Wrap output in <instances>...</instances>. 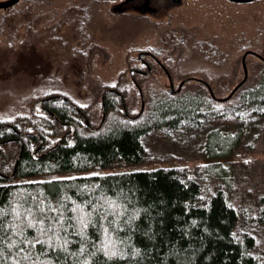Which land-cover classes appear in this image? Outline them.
<instances>
[{
  "label": "rangeland",
  "instance_id": "obj_1",
  "mask_svg": "<svg viewBox=\"0 0 264 264\" xmlns=\"http://www.w3.org/2000/svg\"><path fill=\"white\" fill-rule=\"evenodd\" d=\"M122 3L123 0H25L0 10V122L8 121L19 128L36 124L45 132H54L56 126L63 132L52 117L33 112L34 103L50 91L64 93L96 127L103 120V92L112 90L109 88L119 89L128 113H138L142 96L130 70L139 66L138 55L143 50L160 57L178 84H174L175 89L186 79L181 90L172 94L170 86L165 88L168 76L157 64L150 76L138 75L145 106L152 98L169 96L168 92L172 96L206 95L210 92L205 82L218 97L228 96L245 76V53L258 51L264 55V0H190L182 17L157 27L124 16ZM252 52L245 58L248 78L243 89L253 87L264 75V60ZM194 77L202 81L191 79ZM234 99L218 104L230 110ZM7 116L14 119L5 120ZM262 123L259 130L249 133L233 148L229 157L206 158V133L167 135L154 129L143 138V162H117L72 173L16 176L8 182L85 172L176 168L202 183L201 196L206 200L217 189L225 188L239 214L235 235H252L255 241L251 252L264 260V120ZM228 124L230 127L215 126L229 135L236 134L234 124ZM218 143L215 152L221 153L222 143ZM17 154L14 145H0V168L13 164Z\"/></svg>",
  "mask_w": 264,
  "mask_h": 264
},
{
  "label": "trees",
  "instance_id": "obj_2",
  "mask_svg": "<svg viewBox=\"0 0 264 264\" xmlns=\"http://www.w3.org/2000/svg\"><path fill=\"white\" fill-rule=\"evenodd\" d=\"M47 81L51 82L49 78ZM241 88L229 99L235 98V105L230 110L217 109L218 102H222L214 99L210 93L172 96L168 92L169 96L160 95L158 98H152L148 106L146 104L144 112L136 119L127 117L120 98L109 94L105 99L106 118L97 130H89L77 112L72 116L68 111L72 108L62 106L66 103L64 97H54L46 101L45 105L57 118L73 124L75 143L62 142L46 155L34 158L32 152L39 145V141L31 139V136H25L23 140L28 141L24 144L17 174L20 177L52 175L105 167L117 162H143L146 159L143 138L154 129H161L167 135L173 132L186 135L206 133V158L229 157L233 153V148L239 146L244 137L261 128L264 120V112L260 111L264 108V75L253 87ZM57 94L66 96L61 92L50 91L43 97ZM33 112L41 114L36 112L34 107ZM218 119H222L223 122L217 123ZM133 121L135 123H132ZM54 122L57 123L55 118ZM228 123L234 124L236 134L229 135L217 128L218 125L230 127ZM10 125L14 124L8 121L0 122V140L17 136L14 129L8 128ZM55 128L56 126L53 128L54 132L46 131L51 144L60 136V131ZM15 129L28 133L34 131L42 133L43 130L36 124L35 127L28 128H19L16 124ZM218 140L222 143L221 153L215 152ZM16 143L10 140L8 144L14 145L19 151L20 144ZM226 144L228 146H223ZM111 173L118 175L100 177L73 175L77 177L74 180L53 177L44 179L46 183L43 184H20L10 189L0 188V208L7 207L4 202L10 192L18 193L21 188L27 190L22 201L24 206L31 202L32 191L46 201L50 199L53 204L63 205V198L67 196L83 202L85 197L82 196V192H88L96 184L99 189L96 192L97 197L121 192L128 198L126 211L129 215L133 209L140 211V215L133 221L135 226L119 229L118 238L131 240L132 245L141 249V253L124 261L113 260L111 264H128L129 259L133 264H264V260L251 252L255 241L252 235L246 234L243 238L233 235L239 214L224 187L217 189L207 200H202V183L198 179L185 176L176 168L158 167ZM223 179L228 181L224 175ZM0 180L5 181L2 178ZM9 183L5 181L0 184ZM262 200L264 202V197ZM117 202L122 201L118 199ZM124 219L127 220V217ZM193 220L196 224L192 223ZM26 231L29 236L34 234L31 228ZM88 235L93 239H100L99 234L91 226ZM77 240L78 238H74V242L69 245L76 256H68L67 253L48 255H55L57 264H74L77 259L83 264L90 252L92 257H96L97 254L92 252L87 244L85 253H79V242L84 241L76 242ZM132 245L118 247H125L131 251ZM33 251L40 254L33 257L34 264H48L41 245H36ZM97 264H103L102 257L97 259Z\"/></svg>",
  "mask_w": 264,
  "mask_h": 264
},
{
  "label": "snow or ice",
  "instance_id": "obj_3",
  "mask_svg": "<svg viewBox=\"0 0 264 264\" xmlns=\"http://www.w3.org/2000/svg\"><path fill=\"white\" fill-rule=\"evenodd\" d=\"M216 108L222 109L223 105L217 104ZM260 111L264 112V108ZM41 115L44 114L41 113ZM4 119L13 120L14 117L7 116ZM80 175L100 177L118 174L85 172ZM57 179L74 180L77 177H58ZM43 183L46 182L43 180L11 181L9 184H0V188L10 189L20 184ZM98 190V186L94 184L88 192H82V196L85 197L83 202L67 196L63 198V205L53 204L50 199L46 201L32 191L31 202L26 206L22 203L26 189L21 188L18 193L10 192L4 202L7 207L0 208V237H3L0 239V264H9V261L11 264H34L33 257L40 255L33 251L36 245L43 247V254L48 264H57L56 256L48 254L67 253L68 256H76L77 254L69 248L74 238H78L76 242L84 241L79 242V253H85L87 244L91 251L97 254L96 257H92L90 252L83 264H97L99 257L103 258V264H111L113 260L124 261L126 258L140 254L141 249L132 245L131 240L118 238L119 229L135 226L133 221L140 215L139 209H133L129 215L126 211L128 198L121 192L97 197ZM108 191L111 192V189ZM118 199L122 202H117ZM201 199L206 197L202 195ZM66 212L71 214L66 215ZM125 217L127 220L124 219ZM192 223L196 224V221L193 220ZM90 226L99 234L100 239H93L88 235ZM29 228L34 230L31 236L26 231ZM125 244L132 245L131 251L125 247H118ZM74 264H80L79 259L75 260ZM128 264L133 262L129 259Z\"/></svg>",
  "mask_w": 264,
  "mask_h": 264
},
{
  "label": "flooded vegetation",
  "instance_id": "obj_4",
  "mask_svg": "<svg viewBox=\"0 0 264 264\" xmlns=\"http://www.w3.org/2000/svg\"><path fill=\"white\" fill-rule=\"evenodd\" d=\"M3 1H6V0H0V2H3ZM22 1H25V0H18L16 4H18L19 2H22ZM123 1H124V3H122L123 4L122 8H124V16H128L130 18L133 17V18L141 19V21H143V23L145 25H147V26L150 25V27H153V26L157 27L159 24H162V23L170 25L176 17H178L179 15H180V17L183 16V12L188 9L189 4H190V0H128L127 2H125V0H123ZM228 1L234 2V0H228ZM131 3H133V4L129 7V4H131ZM16 4H14V5H16ZM14 5H12V6H14ZM12 6L7 7V8H0V10L9 9ZM124 6H126V7H124ZM145 52H148V53L145 55L144 60H140V59L138 60L140 62V64H139L140 67L138 66V67L134 68V69L138 70L135 73L137 81L132 79L134 81L135 86L138 89H139V86L142 87V85L138 81L137 76L138 75L141 77L148 76L145 74H146V72H148L147 70L149 67L151 68V74H152L154 66L156 64L158 66H160L165 71L166 75L168 76L169 84H167L165 86V88L167 90L169 89L168 86H170V82H173V84H175V86H178V84H176V82L174 81L173 75L163 67V63L160 60V57L157 54H154L153 52H151L150 50H146ZM256 52L259 53L258 51H256ZM263 57H264V55H263ZM258 58H260V57H258ZM191 79H193V78H191ZM109 89H112V90L105 94L104 99H106L108 97V95L111 94L113 96H117L118 98H120V100L122 102V99H121L122 95H121L119 89H116V88H109ZM103 94H104V92H103ZM44 106H45V109L41 113H43L45 115L55 116L54 113L51 111V109H49L45 105V103H44ZM62 106H65V107L67 106V107L72 108V110H74V111L67 108L72 116H74L76 114V112L78 114H80L81 117L83 118V121H84L86 127L89 130H96L97 129L96 125L90 124L89 116L82 109L76 108L75 106H77V105L74 104L70 99L67 98L66 103H64ZM103 106H106L105 103ZM140 109H141V107L139 108V111H140ZM131 115H136V114H131ZM85 117H87V120ZM54 118L57 121L56 124L61 126L64 129V131L60 132V136L58 137V140L56 142H54L52 144V146H51V144H49V138L47 137V132H45L44 130H42V133H39L38 131L30 132L32 134H36V135H30V134H25V132L22 130L19 131L18 129H15V125H12V126L10 125L8 127L9 129H14L17 133V136H14L13 138H10V139H1L0 145L8 144L11 140V141L17 142L16 144H20V148H19L18 154H17L12 166H11V164H9V165L4 164L3 167L0 168V178H2L3 180H5L7 182L9 180L14 179L16 176L19 177L17 174L18 165L16 167L15 176L12 178H8L7 176H9L10 174L13 173L17 157H18L20 151L22 150V148L24 151V144H25V142L28 141V140H25V141L23 140L25 136H31L30 137L31 139L39 141V145L36 148H34L33 152H32V155L34 156V158H40L41 156L46 155L47 153L50 152V150L54 149L56 146L60 145L62 142L67 141L70 143V141H74L73 135L75 133V127L73 126V124L67 120L61 119L60 117L57 118L55 116V117H53V120H54ZM26 133H28V132H26ZM6 140H9L8 143L5 142ZM19 162H20V160H19ZM19 162H18V164H19Z\"/></svg>",
  "mask_w": 264,
  "mask_h": 264
},
{
  "label": "water",
  "instance_id": "obj_5",
  "mask_svg": "<svg viewBox=\"0 0 264 264\" xmlns=\"http://www.w3.org/2000/svg\"><path fill=\"white\" fill-rule=\"evenodd\" d=\"M17 1H18V0H6V1L0 2V8H7V7H9V6L15 4ZM127 1H128V0H126V2H127ZM234 1L246 2V1H251V0H234ZM250 52H252V51H247V52L245 53L243 59H242V63H243L244 71H245V76H244L243 80L240 81V82H239V83L233 88V90L230 92V94H229L228 96H225V97H218V96L214 93L212 87H211L207 82H205V83L207 84L208 88H209V92H210V94L212 95V97H213L214 99H216V100H218V101H227V100H229L230 98H232V96L235 94V92H236V91H237L242 85H244V83L246 82V80H247V78H248V69H247V65H246V60H245V58H246V55H247L248 53H250ZM147 53H148V52H145V51H141V52H139L138 58H139L140 60H144V57H145V55H146ZM252 53L257 54V56H259L262 60H264V57H262L260 54H258V53H256V52H252ZM137 71H138V70H136V69H132V70H130V74H131V76H132V78H133L134 80L136 79V77H135V73H136ZM150 73H151V68L149 67V70H148V72H146V75H150ZM193 79H195V80H201V81H202V79L195 78V77H194ZM185 81H186V79L182 80L181 83H180V85H179V87H178L177 89L174 88V84H173V82H170V93H172V94H177V93L181 90L182 85L185 83ZM203 81H204V80H203ZM139 88H140V93H141V96H142V106H141V110H140V112H139L136 116H131V115L128 114L127 107H126V105H125V102L123 101V97L121 96V99H122V105H123V110H124L125 114H126L128 117L132 118V119H135V118L139 117V116L143 113L144 108H145V95H144V92H143L142 88H141L140 86H139ZM109 91H111V90H107V91L104 92V94H103V98H102V103H103V105H104V102H105L104 96H105V94H106L107 92H109ZM54 97H63V96H62V95L48 96V97L41 98V99L37 100V101L34 103V109H35V111H36V112H41V111H43V110L45 109L44 102H46V101H48V100H50V99H52V98H54ZM65 99H67V98L65 97ZM78 109H79V108H78ZM105 118H106V109H105V106H104L103 120H102V122H101V124H100V126H99L98 128H100V127L103 125ZM25 134L36 135V134H32V133H25ZM22 153H23V148H22V150L20 151V153H19V155H18V157H17L14 171H13L12 174H10L9 176H7L8 178H12V177L15 176V173H16V167H17V165H18V162H19V160H20V158H21Z\"/></svg>",
  "mask_w": 264,
  "mask_h": 264
}]
</instances>
